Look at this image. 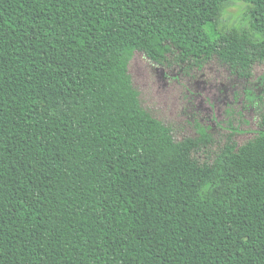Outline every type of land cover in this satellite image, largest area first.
<instances>
[{
	"label": "trees",
	"instance_id": "16d2710c",
	"mask_svg": "<svg viewBox=\"0 0 264 264\" xmlns=\"http://www.w3.org/2000/svg\"><path fill=\"white\" fill-rule=\"evenodd\" d=\"M235 1L250 30H219ZM136 51L216 59L261 104L254 136L238 145L229 123L217 145L196 122L174 141L140 105ZM260 66L264 0L0 4V264H264Z\"/></svg>",
	"mask_w": 264,
	"mask_h": 264
},
{
	"label": "rangeland",
	"instance_id": "374dc122",
	"mask_svg": "<svg viewBox=\"0 0 264 264\" xmlns=\"http://www.w3.org/2000/svg\"><path fill=\"white\" fill-rule=\"evenodd\" d=\"M18 1L5 0L0 4ZM249 21L248 5L235 1L222 11L218 29L249 31ZM128 73L141 107L168 126L176 142L196 136V122L209 128L217 145L225 141L229 123L239 130L234 137L238 145L251 139L258 129L260 102L249 106L243 83L216 59L201 70L183 71L177 66L156 64L136 51L128 64ZM263 74L264 66L256 69L255 75Z\"/></svg>",
	"mask_w": 264,
	"mask_h": 264
}]
</instances>
